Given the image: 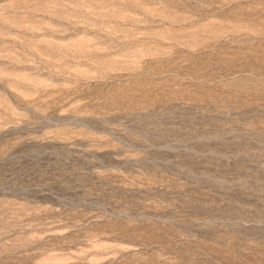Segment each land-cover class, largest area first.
Masks as SVG:
<instances>
[{
  "label": "rangeland",
  "instance_id": "1",
  "mask_svg": "<svg viewBox=\"0 0 264 264\" xmlns=\"http://www.w3.org/2000/svg\"><path fill=\"white\" fill-rule=\"evenodd\" d=\"M0 264H264V0H0Z\"/></svg>",
  "mask_w": 264,
  "mask_h": 264
}]
</instances>
